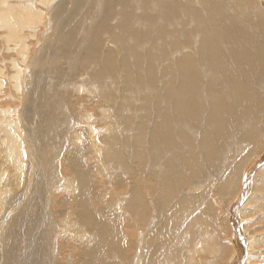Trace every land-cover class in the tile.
Wrapping results in <instances>:
<instances>
[{"label": "bare ground", "instance_id": "1", "mask_svg": "<svg viewBox=\"0 0 264 264\" xmlns=\"http://www.w3.org/2000/svg\"><path fill=\"white\" fill-rule=\"evenodd\" d=\"M263 3L0 0V264H261Z\"/></svg>", "mask_w": 264, "mask_h": 264}, {"label": "rangeland", "instance_id": "2", "mask_svg": "<svg viewBox=\"0 0 264 264\" xmlns=\"http://www.w3.org/2000/svg\"><path fill=\"white\" fill-rule=\"evenodd\" d=\"M0 150H1V148H0ZM4 155V154H3ZM12 169V168H11ZM13 174H14V169H12V171H10V172H8L5 176H4V179L2 180V183H3V181H7L6 179H7V176L9 177V180H12L14 177H13ZM258 214V213H254V215L253 214H250V213H248L247 215H249L248 217L249 218H241V219H244V220H246L247 221V224H252V226L251 225H249V230H256V229H259L260 227H262V229L260 228L259 230H257L256 232H255V234H258V236L260 235V236H264V221H262V222H260V221H255L256 219V215ZM246 215V216H247ZM245 216V217H246ZM252 216H254V217H252ZM258 216V215H257ZM252 217V218H251ZM250 220V221H249ZM254 220V221H253ZM221 228H223L222 226H221ZM223 231H228V230H224L223 229ZM257 232H259V233H257ZM227 233V232H226ZM226 233L224 234V235H226ZM262 236V237H263ZM225 239L226 238H223V240L225 241ZM263 240H264V237H263ZM227 242V241H226ZM258 248H262V250L264 249V242H263V244L262 245H260ZM264 263V261L263 262H261V264H263Z\"/></svg>", "mask_w": 264, "mask_h": 264}, {"label": "water", "instance_id": "3", "mask_svg": "<svg viewBox=\"0 0 264 264\" xmlns=\"http://www.w3.org/2000/svg\"><path fill=\"white\" fill-rule=\"evenodd\" d=\"M263 6H264V3H263Z\"/></svg>", "mask_w": 264, "mask_h": 264}]
</instances>
